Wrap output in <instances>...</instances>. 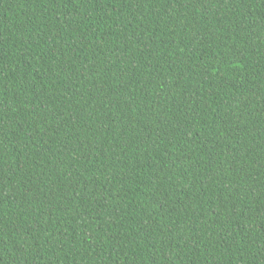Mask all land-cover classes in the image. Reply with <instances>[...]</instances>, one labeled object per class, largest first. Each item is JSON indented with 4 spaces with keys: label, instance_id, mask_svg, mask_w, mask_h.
Listing matches in <instances>:
<instances>
[{
    "label": "trees",
    "instance_id": "trees-1",
    "mask_svg": "<svg viewBox=\"0 0 264 264\" xmlns=\"http://www.w3.org/2000/svg\"><path fill=\"white\" fill-rule=\"evenodd\" d=\"M0 264H264V0H0Z\"/></svg>",
    "mask_w": 264,
    "mask_h": 264
}]
</instances>
